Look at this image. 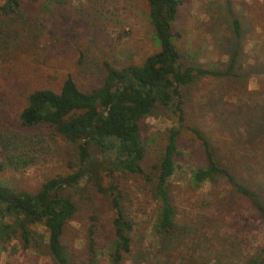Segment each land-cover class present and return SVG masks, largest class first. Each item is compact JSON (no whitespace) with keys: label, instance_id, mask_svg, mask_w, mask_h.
Listing matches in <instances>:
<instances>
[{"label":"rangeland","instance_id":"rangeland-1","mask_svg":"<svg viewBox=\"0 0 264 264\" xmlns=\"http://www.w3.org/2000/svg\"><path fill=\"white\" fill-rule=\"evenodd\" d=\"M179 1L173 28L181 34L176 43L186 59L204 68L226 69L239 41L242 65L236 70L238 78L206 77L181 88L184 125L201 130L219 162L240 180L262 189L264 198V138L254 140L257 144L243 140L249 127L264 125V0ZM21 15L15 28L20 33L27 30L21 39L29 43L0 54V82L18 90L15 99L19 104L26 92L57 88L68 75L82 89L96 86L104 73L103 60L118 66L141 64L159 49L145 0H23ZM233 20L240 22V40L234 34ZM144 123V168L151 171L165 144V132L177 124L170 114H154ZM178 152L172 197L179 226L188 229L183 233L185 243L173 249L171 264H246L249 258L260 256L264 249L262 216L225 183L218 187L191 183V172L202 164V155L187 131L180 136ZM57 154L54 148L45 149L27 168H6L0 182L33 192L61 171ZM119 182L128 197L126 206H132L135 231L148 230L157 209L150 198L151 186L132 176ZM140 207L144 212L135 213ZM110 216L105 210L99 220L105 237L101 241L107 239L104 230ZM88 224L85 213L70 224L64 239L69 254L78 256L85 251ZM34 228L46 238L43 226ZM102 247L91 264H107V246ZM0 264L53 263L48 255L9 246L0 254Z\"/></svg>","mask_w":264,"mask_h":264},{"label":"trees","instance_id":"trees-1","mask_svg":"<svg viewBox=\"0 0 264 264\" xmlns=\"http://www.w3.org/2000/svg\"><path fill=\"white\" fill-rule=\"evenodd\" d=\"M145 2L159 49L141 64L118 66L105 59L98 85L82 89L68 75L57 88L26 92L20 104L15 99L18 90L0 82V174L6 168H27L45 149L54 148L61 160V171L33 192L0 182V254L9 246H18L48 255L53 264H91L98 249L107 246V264H171L173 249L185 243L183 233L188 229L179 226L172 197V178L180 156L178 141L185 131L197 141L202 155V164L191 172V183L213 187L225 183L264 220L262 189L240 180L219 162L201 130L184 125L181 88L206 77L238 78L236 70L242 67L239 41L226 69L204 68L188 61L176 43L181 34L173 24L181 1ZM22 4L23 0H2L0 4V54L29 43L21 39L28 35L27 30L20 33L15 28ZM232 27L240 40V22L233 20ZM154 114H170L177 126L165 132L157 162L147 171L144 121ZM237 138L240 141L241 134ZM262 138V124L252 125L243 135L250 144ZM130 176L151 186L150 198L157 205L154 223L144 232L135 231L132 206H126L128 197L119 182ZM105 210L111 216L104 230L107 239L101 241L105 237L99 220ZM138 212H144L142 207ZM81 213L87 215L89 224L85 251L77 256L68 253L64 239ZM36 225L43 226L46 238L38 234ZM246 264H264V249Z\"/></svg>","mask_w":264,"mask_h":264}]
</instances>
